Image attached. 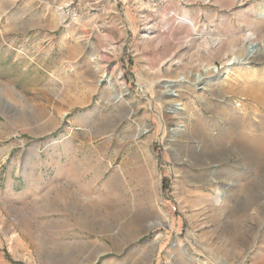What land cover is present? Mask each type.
I'll use <instances>...</instances> for the list:
<instances>
[{
	"label": "rangeland",
	"instance_id": "rangeland-1",
	"mask_svg": "<svg viewBox=\"0 0 264 264\" xmlns=\"http://www.w3.org/2000/svg\"><path fill=\"white\" fill-rule=\"evenodd\" d=\"M263 10L0 0V264H263ZM75 50L62 81L82 95L56 107L50 73Z\"/></svg>",
	"mask_w": 264,
	"mask_h": 264
},
{
	"label": "crops",
	"instance_id": "crops-1",
	"mask_svg": "<svg viewBox=\"0 0 264 264\" xmlns=\"http://www.w3.org/2000/svg\"><path fill=\"white\" fill-rule=\"evenodd\" d=\"M17 13L15 11H13V6H10L9 10H7L6 14L2 17H6L8 21H10V25L14 24V25H24L25 19H28L27 15L28 14H24L21 13L20 19H14L16 17ZM27 16V17H26ZM35 19H32V21L35 22L36 26L39 29H46L48 27V13L45 12L43 14H40L39 16H34ZM79 52L77 50L73 51L72 53L69 52H62L61 53V69L59 70V72L55 75L53 73L52 76H50V80L53 82L54 80H57L58 82L55 83L54 85L56 86L55 88V93L57 96H59L62 101L61 103H57V105L55 104V106H59L60 108H63L62 106L68 107L71 105L76 104L79 100H80V95H82L80 93V91H74V90H70L66 88V85L63 83V69L68 66V62L71 61L70 65H73L75 63V61H79L80 57H79ZM78 63V62H76ZM85 62H83L84 65ZM86 64V63H85ZM92 70H91V64H87L84 66V75H81L80 78H88V76L92 75ZM62 81V82H61ZM53 86V85H52ZM64 152V151H63ZM83 187L82 186H76V185H71L68 183H62L60 185H55L53 187V189L49 190V193H53V192H83ZM52 195V194H50Z\"/></svg>",
	"mask_w": 264,
	"mask_h": 264
},
{
	"label": "bare ground",
	"instance_id": "bare-ground-1",
	"mask_svg": "<svg viewBox=\"0 0 264 264\" xmlns=\"http://www.w3.org/2000/svg\"><path fill=\"white\" fill-rule=\"evenodd\" d=\"M262 16H264V10L262 11ZM249 38L252 37L251 34L248 35ZM253 45H255L254 43H247L246 44V49L248 50V55L250 54H253L255 52V48L253 47ZM252 56V55H251ZM250 58V56L248 57ZM237 61H236V58H232L230 60H228L223 66H222V70L220 71L221 74H225V73H228L231 69V65L235 64ZM205 70H211V71H216V67L214 66H208L206 68H204ZM218 70V69H217ZM183 78H180V80H182ZM177 85V81H171L169 82L166 86L167 87H172V86H176ZM170 92L171 89H169ZM174 91V90H173ZM234 109H239L241 110L243 108V104L240 102V103H234ZM238 144L239 145H244L243 142L241 141H238ZM252 153L255 155V156H264V143H259L258 145H255V147L252 148ZM213 201V200H212ZM219 201L218 199V196L215 197L214 199V202L217 203ZM221 201V200H220ZM214 203V204H215ZM214 204H212L213 206L211 207V212H212V217L214 216H217L219 215V213L221 212V210H223L221 207H217L215 206ZM215 218V217H214ZM216 221V220H215ZM263 262V261H262ZM264 264V263H263Z\"/></svg>",
	"mask_w": 264,
	"mask_h": 264
}]
</instances>
